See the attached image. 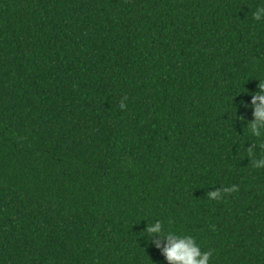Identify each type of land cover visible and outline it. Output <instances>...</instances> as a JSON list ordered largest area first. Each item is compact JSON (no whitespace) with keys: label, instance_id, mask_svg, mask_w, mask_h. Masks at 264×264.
<instances>
[{"label":"trees","instance_id":"16d2710c","mask_svg":"<svg viewBox=\"0 0 264 264\" xmlns=\"http://www.w3.org/2000/svg\"><path fill=\"white\" fill-rule=\"evenodd\" d=\"M260 2L0 0V264H167L156 219L264 264Z\"/></svg>","mask_w":264,"mask_h":264},{"label":"clouds","instance_id":"9594fccd","mask_svg":"<svg viewBox=\"0 0 264 264\" xmlns=\"http://www.w3.org/2000/svg\"><path fill=\"white\" fill-rule=\"evenodd\" d=\"M254 21L264 20V0L252 11ZM259 91L252 95L250 103L242 102L245 107H250L253 119L247 121L245 117H238L251 136L255 137L258 143L252 142L247 147L248 158L252 165L257 168H264V83H259ZM119 107L124 109L125 103L121 101ZM237 116V112H236ZM260 150V158H256V150ZM238 191L236 185L223 186L208 192V199L218 200L224 196ZM147 220V219H146ZM148 221V220H147ZM146 237L160 250L167 264H211L213 252L204 251L195 237L187 234H180L176 231L166 230L162 220L147 223Z\"/></svg>","mask_w":264,"mask_h":264}]
</instances>
